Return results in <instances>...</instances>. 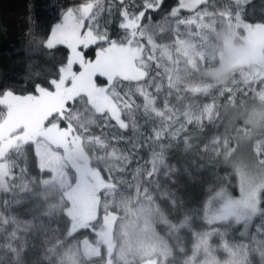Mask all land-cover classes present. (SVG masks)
<instances>
[{"label":"trees","instance_id":"obj_1","mask_svg":"<svg viewBox=\"0 0 264 264\" xmlns=\"http://www.w3.org/2000/svg\"><path fill=\"white\" fill-rule=\"evenodd\" d=\"M90 1L101 4L94 21L98 38L88 34L95 42L92 50L125 39L124 11L147 27L157 21L151 24L153 41L140 39L144 79L109 82L94 74L119 106V120L83 98L68 108L63 124L71 127L65 133L81 137L92 164L113 182L109 207L114 209L107 211L116 214L123 240L153 239L159 245L151 258L156 264H264V189L260 211L248 226L206 217L219 194H237L235 158L244 136L238 128L248 126L245 108L263 101L264 77L244 66L203 85L183 67L192 62L187 56L199 53L196 49L221 44L225 17L233 20L240 14L251 23H264V0H206L175 15L180 0H157L155 5L153 0H0V97L54 90L69 48L50 42L52 29L64 11ZM193 60L200 64L198 56ZM5 111L0 101V120ZM261 136L249 138L250 149ZM5 159L9 169L8 187L0 193V264L139 261L141 252L131 254L136 252L134 240L126 248L130 254L114 258L101 250L85 257L78 245L83 229L68 232L73 210L65 190L45 183L49 172L40 166L36 151L15 147ZM133 225L137 229L131 232Z\"/></svg>","mask_w":264,"mask_h":264},{"label":"rangeland","instance_id":"obj_2","mask_svg":"<svg viewBox=\"0 0 264 264\" xmlns=\"http://www.w3.org/2000/svg\"><path fill=\"white\" fill-rule=\"evenodd\" d=\"M156 1L150 4L155 5ZM205 1L180 0L173 14L181 9H195ZM246 1L250 0H242ZM98 2L90 1L67 9L53 27L50 42L61 41L69 48L68 61L62 68L61 76L54 82V90L39 88L34 94H7L0 97L6 108L5 116L0 120V193L8 187L6 155L15 147L33 148L39 157L40 166L49 172L45 183L65 190L73 210L68 232L83 229L78 245L85 257H96L101 250L108 257L113 254L114 258L123 253L130 254L126 248L130 247L128 242L134 240L136 252L131 254L134 256L141 252L138 253L141 257L138 262L131 264H156L151 258L157 255L159 245H155L153 239L142 237L136 240L129 237L123 240L116 214L107 211L113 208L109 207L114 197L113 182L92 164L91 155L83 147L81 137H76L74 131L71 135L65 133L71 132V127H63L68 108L76 106L83 98H87L96 110L107 111L116 119L120 117L119 106L109 95L107 84L95 79L94 74L109 82L116 79L137 81L147 76L142 61L141 44L144 43H140V39L149 37L147 40L153 41L152 34L156 32L152 25L157 24V21L149 23L147 27L140 22L139 17L124 11L127 27L125 39L96 44L92 50L90 45L95 42L88 34L91 32L97 38L99 35L95 32L94 23L101 7ZM231 19L225 17L220 27L224 33L220 45L210 49L195 48L199 53L187 56L192 58V62L183 65L186 75L191 76L195 72L197 80H202L203 85H206L212 78L219 79L236 68L251 66L250 70L257 78L264 77V23H251L240 14ZM94 50L96 54L91 59L90 53ZM197 56L200 64L193 60ZM77 71L81 72L83 79H79ZM262 99L261 102L253 101L245 108L244 121L248 126L246 129L241 126L238 128L244 136L235 158L237 194L226 193L216 197L213 204L207 207L206 217L210 222L233 220L248 226L260 211L264 189V162L261 159L264 155V136L259 138L256 146L254 142L251 149L249 145H252L253 140L249 138L264 135V94ZM56 102L64 103L57 106ZM52 142L57 148L51 145ZM136 208L140 209L139 213L143 211L139 205ZM136 229L137 226L133 225L131 232ZM118 259V262L123 260Z\"/></svg>","mask_w":264,"mask_h":264}]
</instances>
